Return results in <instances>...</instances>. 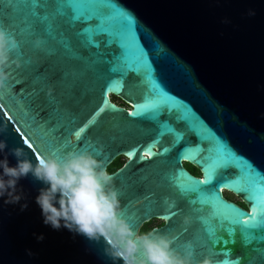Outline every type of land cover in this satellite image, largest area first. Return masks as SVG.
<instances>
[{"label":"water","instance_id":"95a60500","mask_svg":"<svg viewBox=\"0 0 264 264\" xmlns=\"http://www.w3.org/2000/svg\"><path fill=\"white\" fill-rule=\"evenodd\" d=\"M62 3L0 0V27L17 41L0 89V160L15 167L16 148L33 165L90 151L108 169L121 156L110 174L134 231L158 219L148 232L180 251L190 243L194 264H264V0ZM97 7L109 12L102 33L95 18L71 19ZM44 187L19 180L23 213L0 199V264H113L103 242L43 224Z\"/></svg>","mask_w":264,"mask_h":264},{"label":"clouds","instance_id":"9594fccd","mask_svg":"<svg viewBox=\"0 0 264 264\" xmlns=\"http://www.w3.org/2000/svg\"><path fill=\"white\" fill-rule=\"evenodd\" d=\"M16 48L15 38L8 34L7 29L0 27V89L5 88L9 80L10 74L6 69L10 67L11 52ZM6 147V143L0 141V153H4ZM11 154L17 158L15 167L8 166L7 154L0 160V168L3 169L0 199L4 206L19 205L21 213L28 210L27 196L22 188L18 190L17 185L21 178L31 174L46 185L35 198L43 224L55 231L67 229L92 244L103 242L104 254L113 264L120 261L123 264H194L190 243L180 251L175 247L176 238L172 235L133 230L128 220L123 218L114 177L97 155L90 151H69L62 157H38L33 165L22 149H12ZM33 235L37 242L45 239L43 234ZM28 254L32 255L31 252ZM199 264L213 262L205 257Z\"/></svg>","mask_w":264,"mask_h":264},{"label":"snow or ice","instance_id":"6c2138e0","mask_svg":"<svg viewBox=\"0 0 264 264\" xmlns=\"http://www.w3.org/2000/svg\"><path fill=\"white\" fill-rule=\"evenodd\" d=\"M60 4L62 3V0H59ZM65 5V4H64ZM57 14L58 15H62L63 14V9L58 5V9H57ZM109 14V12L106 10L105 7H97L95 9H93L91 12H87V11H83V12H79L77 13L73 8L71 10V19L72 20H80V19H86L88 17H92L97 19V30L95 33H92V35H96L98 33H102L103 29L100 28V23L103 21V19ZM85 35H87V33H85ZM164 131H169V129H162L161 134H163ZM202 183V182H200ZM203 191V190H201ZM239 210V209H237ZM239 212H241L239 210ZM213 215L218 218V219H223L224 218V214L223 212L216 206Z\"/></svg>","mask_w":264,"mask_h":264},{"label":"trees","instance_id":"16d2710c","mask_svg":"<svg viewBox=\"0 0 264 264\" xmlns=\"http://www.w3.org/2000/svg\"><path fill=\"white\" fill-rule=\"evenodd\" d=\"M123 164V160H121L119 157L116 158L109 166L108 171L109 173L115 171L117 168H119ZM189 165V164H188ZM189 170H191L194 174L199 175V171L194 166H186ZM150 230V227H141L139 232L147 233Z\"/></svg>","mask_w":264,"mask_h":264},{"label":"rangeland","instance_id":"374dc122","mask_svg":"<svg viewBox=\"0 0 264 264\" xmlns=\"http://www.w3.org/2000/svg\"><path fill=\"white\" fill-rule=\"evenodd\" d=\"M110 98H111L112 101H114L115 104H117V105H121V106H124V107L128 108V105H127L126 103H124V101H123L122 99H120L118 96L111 95ZM184 165H185V166H190V165H188V164H184ZM224 195H225V197H226L227 199H229V200H231V201H233V202H235V203H239V204H241L239 198H237V197L231 195V193L225 191V192H224ZM152 221L155 222V223H160L161 220L154 219V220H152ZM154 225H155V224H154Z\"/></svg>","mask_w":264,"mask_h":264},{"label":"flooded vegetation","instance_id":"af4514ba","mask_svg":"<svg viewBox=\"0 0 264 264\" xmlns=\"http://www.w3.org/2000/svg\"><path fill=\"white\" fill-rule=\"evenodd\" d=\"M121 160H123L124 161V158L123 157H119ZM185 166V165H184ZM185 168L186 169H188L186 166H185ZM189 170V169H188ZM192 174H194L191 170H189ZM194 175H197V174H194ZM199 175H200V173H199ZM241 206H242V204H240ZM152 220H154V219H152ZM152 220H150V221H148V222H146V223H144L142 226L144 227H150V229H152L153 227H158V226H160L161 224H162V221H160V223H155V222H153ZM155 224V225H154ZM141 226V227H142Z\"/></svg>","mask_w":264,"mask_h":264},{"label":"bare ground","instance_id":"6f19581e","mask_svg":"<svg viewBox=\"0 0 264 264\" xmlns=\"http://www.w3.org/2000/svg\"><path fill=\"white\" fill-rule=\"evenodd\" d=\"M223 192H225V191L223 190Z\"/></svg>","mask_w":264,"mask_h":264}]
</instances>
